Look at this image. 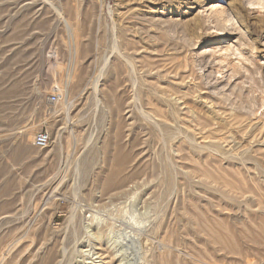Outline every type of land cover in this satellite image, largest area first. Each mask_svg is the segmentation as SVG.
I'll return each mask as SVG.
<instances>
[{
    "label": "rangeland",
    "instance_id": "1",
    "mask_svg": "<svg viewBox=\"0 0 264 264\" xmlns=\"http://www.w3.org/2000/svg\"><path fill=\"white\" fill-rule=\"evenodd\" d=\"M94 225L114 264H264V0H0V264H103Z\"/></svg>",
    "mask_w": 264,
    "mask_h": 264
},
{
    "label": "bare ground",
    "instance_id": "2",
    "mask_svg": "<svg viewBox=\"0 0 264 264\" xmlns=\"http://www.w3.org/2000/svg\"><path fill=\"white\" fill-rule=\"evenodd\" d=\"M72 45V44H71ZM71 63H72V61H71ZM64 110V109H63ZM66 110V109H65ZM64 112V111H63ZM66 114V113H65ZM129 114V113H128ZM68 117V116H67ZM146 117V116H145ZM125 119V118H124ZM156 119V118H155ZM66 146V145H65ZM88 146V145H87ZM85 147V146H84ZM78 151V141L75 139V138H73L70 142H69V144H68V146H67V150H66V153H65V158H66V160H68V159H70L71 157H76L75 156V154H76V152ZM138 154H141L140 152L138 153ZM61 155V154H60ZM137 155V154H136ZM79 156V155H78ZM77 156V157H78ZM140 156V155H139ZM136 157V156H135ZM133 159V158H132ZM137 159V158H136ZM135 159V160H136ZM78 160H79V158H78ZM138 160H139V158H138ZM93 158H91V160L89 161V163H88V165L87 166H85V164H84V168H85V172H87L89 169V167H92L93 166ZM77 162V161H76ZM59 163V162H58ZM83 163H84V161H83ZM85 163H87V162H85ZM78 165V164H77ZM87 167V168H86ZM88 169V170H87ZM145 172V171H144ZM51 177V176H50ZM55 177H56V175H55ZM59 178V177H58ZM57 178V179H58ZM61 178V177H60ZM54 179V178H53ZM52 179V180H53ZM59 180V179H58ZM48 181V180H47ZM57 181V180H56ZM55 183V182H54ZM58 183H60V182H58ZM107 184V183H106ZM44 185V184H43ZM58 185V184H57ZM99 185H100V183H99ZM103 185V184H102ZM101 185V186H102ZM108 186L107 187H109L110 185L109 184H107ZM51 186V185H50ZM98 186V185H97ZM95 187H96V184H95ZM100 186H98V188H99ZM102 188V187H101ZM110 188V187H109ZM100 189V188H99ZM110 190H112V189H110ZM115 190V189H114ZM97 191H98V189H97ZM104 191V190H103ZM103 191H101V192H103ZM96 192V188H95V191H94V193ZM100 192V191H99ZM115 192V191H114ZM120 192V191H119ZM111 194H109V191H108V193L107 192H105L104 191V193L103 194H101L100 193V195H98V196H96V193L93 195V200H92V203H91V207H89V205H87L86 207L88 208V210H91V209H96L97 210V208L98 207H100V208H102L103 206L102 205H105L108 201H109V203H110V205H111V201H113V200H115L116 201V199L117 198H119L120 199V197H121V195H120V197L118 196L117 197V195H114V194H112L113 192H110ZM123 193V192H122ZM121 193V194H122ZM118 194H120V193H118ZM146 196H147V194H146ZM89 197V196H88ZM88 197H87V199H88ZM96 197H97V199H96ZM115 197H117L116 199H115ZM91 197H89V199H90ZM123 198V197H122ZM64 199V198H63ZM73 199H74V197H73ZM106 199H109L107 202H105L106 201ZM85 201V200H84ZM114 201V202H115ZM103 202V203H102ZM83 203V202H82ZM81 203V204H82ZM35 204V203H34ZM87 204V203H86ZM108 204V203H107ZM148 204V203H147ZM33 205V204H32ZM71 206V205H70ZM107 206H109V205H107ZM83 207V206H82ZM81 207V208H82ZM86 207H84V208H86ZM104 207H106V206H104ZM103 207V208H104ZM78 208H80L79 207V204H78V202L77 203H75V206H73L72 207V211H71V213H72V218H71V220H69V222L67 223V226H66V233H67V236H68V238H71L72 240H74L75 241V243H76V241L78 240V237H79V234L81 235V232H82V228H83V226H84V223L87 221L86 219H79V217H77L76 216V214H75V212H77L76 210L78 209ZM69 210V209H68ZM87 210V209H86ZM92 211V210H91ZM70 212V211H69ZM85 212V211H84ZM83 212V213H84ZM36 214V213H35ZM73 214H74V216H73ZM107 214V213H106ZM82 216H84V215H82ZM84 218V217H83ZM88 222V221H87ZM140 223V222H139ZM91 224V223H90ZM170 225V224H169ZM187 225V224H186ZM108 225H106L105 227H107ZM142 226V225H141ZM174 226V225H173ZM144 227V226H143ZM156 227V226H155ZM159 227V226H158ZM187 227V226H186ZM174 228V227H173ZM91 229L94 231L93 233H92V235H93V237H94V239H95V241H97L99 244H98V253H99V256H98V258H100V261H103V264H114L115 263V257H114V253L111 251V248L108 246V247H106L104 244H101V240H102V237H101V234H102V232H103V230H104V228L103 227H98V226H96V225H94V226H92L91 227ZM92 230H91V232H92ZM106 230V229H105ZM158 231V230H157ZM90 233V232H89ZM164 233V232H163ZM151 235V234H150ZM168 235V234H167ZM166 235V236H167ZM170 235V234H169ZM165 237V236H164ZM163 237V238H164ZM169 237V236H168ZM185 237V236H184ZM19 238V237H18ZM67 238V239H68ZM152 238V237H151ZM154 238V237H153ZM156 238H157V235H156ZM160 238H162V235L160 236ZM167 238V237H166ZM166 238H164L165 239V242L166 241H168V239L166 240ZM169 238H171V236L169 237ZM16 239V238H15ZM65 239V238H64ZM91 239V238H90ZM16 241H18V239L16 240ZM159 241V240H158ZM161 241V240H160ZM187 241V240H186ZM14 242V241H13ZM164 242V241H163ZM162 242V243H163ZM169 242H170V240H169ZM168 242V243H169ZM21 243V242H20ZM167 243V244H168ZM189 243V242H188ZM13 244V243H12ZM14 244H15V242H14ZM106 244V243H105ZM158 244H160L159 242H158ZM154 245V244H153ZM165 246H166V244H164ZM11 246V245H10ZM163 246V245H162ZM170 246V245H169ZM175 246V245H174ZM160 247V246H159ZM14 248V247H13ZM170 248V247H169ZM96 249V248H95ZM164 249H165V247H164ZM174 249V248H173ZM7 250V249H6ZM157 251H158V249H157ZM167 251H168V249H167ZM4 252V251H3ZM160 253V252H159ZM165 253V252H164ZM188 253V252H187ZM116 254V253H115ZM163 254V253H162ZM167 254V253H166ZM75 255V254H74ZM164 255V254H163ZM156 256V255H155ZM176 256V255H175ZM6 257V256H5ZM159 257V256H158ZM157 256H156V258H158ZM161 257V256H160ZM61 261V260H60ZM154 261H155V257H154ZM159 263L158 264H167V262L165 261V259H159ZM59 262V261H58ZM57 262V263H58ZM61 263V262H60ZM60 263H58V264H60Z\"/></svg>",
    "mask_w": 264,
    "mask_h": 264
},
{
    "label": "built area",
    "instance_id": "3",
    "mask_svg": "<svg viewBox=\"0 0 264 264\" xmlns=\"http://www.w3.org/2000/svg\"><path fill=\"white\" fill-rule=\"evenodd\" d=\"M58 92V89H56V91L49 96L48 100L50 103L54 104L60 99ZM50 141L49 134L46 132H39L33 137V146L38 149H46L50 145Z\"/></svg>",
    "mask_w": 264,
    "mask_h": 264
}]
</instances>
